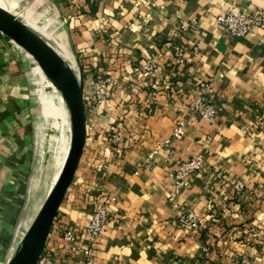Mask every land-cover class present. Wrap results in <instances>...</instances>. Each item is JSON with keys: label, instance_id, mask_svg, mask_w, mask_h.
Wrapping results in <instances>:
<instances>
[{"label": "crops", "instance_id": "0c3cea01", "mask_svg": "<svg viewBox=\"0 0 264 264\" xmlns=\"http://www.w3.org/2000/svg\"><path fill=\"white\" fill-rule=\"evenodd\" d=\"M0 6L23 13L50 42L60 40L80 66L85 94L99 68L120 77L104 105L96 110L86 102L87 140L43 250L47 264H85L61 231L73 227L82 243L104 200L109 218L93 264H243V255L264 264V133L252 125L264 116V29L232 37L216 19L228 9H264V0H0ZM183 20L194 23L181 30ZM176 44L185 47L181 66L170 58ZM147 59L159 68L148 77L134 74ZM202 81L211 83L208 97L221 108L215 123L189 112ZM53 85L0 30V264L15 254L36 215L29 178L38 107L47 116L54 109L61 116L63 108L60 93L44 91ZM184 118L175 155L168 159L160 150L145 168L149 152ZM242 125L250 126L247 133ZM112 132L125 142H112ZM198 152L203 167L176 192L178 161ZM171 196L202 217L199 233L181 232Z\"/></svg>", "mask_w": 264, "mask_h": 264}, {"label": "built area", "instance_id": "2783aa9c", "mask_svg": "<svg viewBox=\"0 0 264 264\" xmlns=\"http://www.w3.org/2000/svg\"><path fill=\"white\" fill-rule=\"evenodd\" d=\"M19 17V16H18ZM21 18V17H19ZM217 22L222 30L227 31L232 37H244L253 28L258 27L264 29V9L257 7L254 10L242 8L237 11L225 10L224 12L216 16ZM194 21L187 22L182 21L180 25L181 30H187L191 27ZM175 66H181L185 63V47L176 44L173 52L170 55ZM77 73L80 71V66L76 62ZM159 68L156 60L147 59L133 67V73L148 77ZM101 68L98 69L97 76H95L92 87L88 93L84 92V102L86 110V102L89 101L93 104V108L96 110L106 102L109 97L110 91L119 86L120 77L112 73H102ZM221 76V75H220ZM211 83L202 81L197 87V94L192 99L189 105V112L191 114H199L200 118L208 123H215L217 121V115L221 109L219 106L212 103L208 97ZM86 113V111H85ZM186 119H180L171 135L160 141L158 145L149 152L148 159L143 163L145 168L152 166V157L155 156L158 151L163 150L166 153V157L175 155V147L173 144L180 140L185 133ZM253 126L259 127L260 131L264 133V116L258 118ZM248 125H242L243 132L247 133L249 130ZM110 140L114 143H124L125 137L119 132H112ZM204 164L203 152H198L189 159L179 160L178 168L174 176L175 191H179L185 185H188L191 177L201 168ZM220 175V174H219ZM245 184L242 181L235 183V188L238 191H242ZM173 203L174 209L177 211L176 224L181 232L184 234L199 233L203 229L202 217L191 207L184 203L179 202L174 196L170 197ZM109 218V201H100L92 218L88 225L83 229L82 233L85 239L82 243H79L78 233L73 227H66L61 231L64 242L73 250L78 253H82L85 257V264L94 263V246L98 237H100L106 227ZM213 221H218L219 218L213 213L211 214ZM48 255L42 252L37 264H47ZM243 264H256L250 257L243 255L241 258ZM173 264H177L176 262Z\"/></svg>", "mask_w": 264, "mask_h": 264}, {"label": "water", "instance_id": "95a60500", "mask_svg": "<svg viewBox=\"0 0 264 264\" xmlns=\"http://www.w3.org/2000/svg\"><path fill=\"white\" fill-rule=\"evenodd\" d=\"M0 30L27 50L60 90L71 122L69 151L51 192L7 264H37L67 189L75 178L87 140L84 83L52 45L17 15L0 6Z\"/></svg>", "mask_w": 264, "mask_h": 264}, {"label": "rangeland", "instance_id": "374dc122", "mask_svg": "<svg viewBox=\"0 0 264 264\" xmlns=\"http://www.w3.org/2000/svg\"><path fill=\"white\" fill-rule=\"evenodd\" d=\"M15 14L22 13L16 12ZM73 63L74 60L72 61V65ZM53 86L54 87H44V91L48 93L56 92L61 94L58 87L56 85ZM37 88H39V86H37ZM40 93L41 91L36 93L37 101H40V98H38ZM62 107V117L56 114L57 110L55 109L53 114L47 116L44 114L42 104H39L38 107L40 116L39 128H37L35 136L36 139L33 145L36 149V160L34 167L31 169L29 178V187L31 188L29 196L30 199H32L31 207L33 208V212H35L36 215L51 192L55 182L57 181L69 151L72 130L69 109L64 99H62ZM73 181H75V178ZM36 215L34 218H32L30 225L32 224ZM30 225L25 228L26 231L29 229Z\"/></svg>", "mask_w": 264, "mask_h": 264}, {"label": "bare ground", "instance_id": "6f19581e", "mask_svg": "<svg viewBox=\"0 0 264 264\" xmlns=\"http://www.w3.org/2000/svg\"><path fill=\"white\" fill-rule=\"evenodd\" d=\"M17 16L21 17L25 23L29 24L28 19L26 18V16L22 13V14H16ZM36 28V27H35ZM37 29V28H36ZM35 30V29H34ZM38 30V29H37ZM52 45L58 50V52L60 53V55L66 60L68 61V63L71 65L72 68L77 69L76 68V61H74L73 65H72V61L74 60L73 58H71L69 56V54H67V52H65L64 50V46L60 43V40H58L57 38L54 39V42H51Z\"/></svg>", "mask_w": 264, "mask_h": 264}, {"label": "trees", "instance_id": "16d2710c", "mask_svg": "<svg viewBox=\"0 0 264 264\" xmlns=\"http://www.w3.org/2000/svg\"><path fill=\"white\" fill-rule=\"evenodd\" d=\"M57 217H58V214L56 215L55 219H54V222L52 224V227L54 226V223L57 221Z\"/></svg>", "mask_w": 264, "mask_h": 264}]
</instances>
